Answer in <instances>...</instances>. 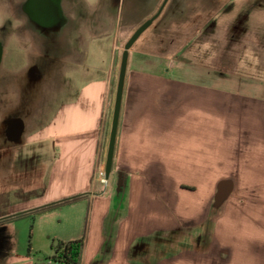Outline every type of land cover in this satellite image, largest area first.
<instances>
[{
    "label": "crops",
    "instance_id": "obj_1",
    "mask_svg": "<svg viewBox=\"0 0 264 264\" xmlns=\"http://www.w3.org/2000/svg\"><path fill=\"white\" fill-rule=\"evenodd\" d=\"M195 2L202 9L195 21L182 15L187 3L146 32L153 26L169 30L176 22L196 25L195 56L200 61L177 60L169 51L155 54L139 49L144 34L130 51L114 166L107 184L97 180V171L106 165L112 92L122 60L118 40L126 38L121 24L131 8H73L74 26L50 51L34 53L47 62L51 73H61L64 84L45 106L50 118L45 119L43 112L35 128H28L26 117L0 109V142L18 147V153L10 156L9 169L26 174L23 153L31 143L36 145L35 168L25 181L3 179L0 236L8 247L2 264L41 262L32 256L36 251L32 244L27 254L17 251L10 228L17 219L10 217L76 196L82 197L58 208L70 210L73 222L65 232L49 238L83 239L81 264H264V85L236 81L232 66L238 61L230 52L241 43L245 59L254 55L253 46L264 49V0H214L210 6L205 0ZM206 7L213 9V15L205 19ZM208 34L212 37L209 53V40H204ZM111 41L107 51L103 45ZM15 55H10L4 70L0 99L20 90L21 81H30V65L20 81L15 77L21 72L13 66ZM191 55L188 50L184 57ZM210 55L211 65L205 63ZM225 62L230 67L223 69ZM243 63L250 65V60ZM44 71L39 66L35 84L43 80ZM248 87L256 89L253 96L232 90ZM30 88L39 91L37 85ZM16 124L23 127L19 140L12 133ZM6 166L0 148V172L6 173ZM40 169H44L42 177ZM223 181L231 182L233 190L218 207L215 198ZM214 210L215 218L207 227ZM205 226L211 232L206 243L209 251L203 250L202 239L165 240L188 231L202 234Z\"/></svg>",
    "mask_w": 264,
    "mask_h": 264
},
{
    "label": "rangeland",
    "instance_id": "obj_2",
    "mask_svg": "<svg viewBox=\"0 0 264 264\" xmlns=\"http://www.w3.org/2000/svg\"><path fill=\"white\" fill-rule=\"evenodd\" d=\"M190 1L187 4V8L185 14V18H187L189 21H195L194 19L198 15V12H200L202 9L198 8L196 6L195 0H188ZM206 2L208 1V5H211V2L214 0H205ZM226 0H220V2H224ZM84 9V8H81ZM3 8L0 7V16H2V11ZM157 9H155L156 11ZM203 16L204 18L211 17L213 15V9L211 7H206L205 10L203 11ZM74 17L76 13L73 14ZM152 15H154L152 9H141L140 11L137 12V9L131 8L130 11L128 9L127 14L125 13L122 19V24H121V30H126V38L124 39L119 38L118 40V47L120 48L119 53L120 58H122V53L124 52V47L128 40L130 39V36L133 35L134 31L142 25L147 19L151 18ZM201 15V14H200ZM264 17V15H262ZM76 19V18H75ZM74 19V20H75ZM77 20V19H76ZM84 18H82V21ZM138 20L141 21L140 24H138ZM159 23V22H157ZM85 25V24H83ZM14 32V30H12ZM84 31V29L82 30ZM195 32H196V25L192 24H187L186 26H182L179 22H176L171 26L169 30H163L159 29L158 26H153L148 32H145L142 38L141 44H139L136 47H139V49H150L153 51L155 54H163V52H171L173 56L177 58V60H186L191 63H195V61H200L201 58L198 56H195L196 53V47H197V40L195 38ZM121 35V34H120ZM121 37V36H120ZM129 38V39H128ZM192 38V41L190 42L189 46L182 48L186 45L187 40H190ZM211 34L205 35L204 40H209V49L207 50L211 52ZM201 41V40H200ZM46 43V42H45ZM10 44L12 45L13 48L19 47L21 49L22 53H16V55L13 57L14 59H17L18 57L21 58V62L16 66L17 69H21L19 73L15 77H17L18 81H20L19 76L22 73L24 74V71L27 69V65H32L34 63L39 64L40 68L44 71V78L42 81H39L37 84L35 82L31 81H21V88L20 90L26 92L28 89V96L29 97H21V95L18 93V90H15V93H12L10 96L6 98H1L0 99V109L3 111H6L11 116H22L26 117L28 120H26L27 126L30 129V127L35 128L37 125L36 123V118L40 117L43 112L46 111V117L45 119H49L51 116V113L48 111V106L47 104L51 101L52 96L54 97V91L57 89L58 86H62L64 84V79L61 77V73L59 72L53 74L50 72V68H48V64L45 60H39L35 59L34 55L39 53H42L43 51L40 49L39 46L36 45L35 40H32L31 37L25 36L22 39L17 40L15 37H11L10 39ZM199 45V43H198ZM226 45V43H225ZM170 46V48H169ZM103 47L108 51H110V48L112 47V41L109 43V45L106 43L103 45ZM200 47V46H199ZM237 48L232 47L230 52L234 55V59H236L238 62L235 64V75L234 79L236 81L239 80H253V81H261V83L264 85V49L262 48L261 50L259 48H255L254 46L252 47L251 51L254 54L252 58H245L244 59V48L242 47L241 43L237 44ZM201 48V47H200ZM44 50V49H43ZM189 52L192 53L191 56L184 57L186 53ZM206 51V49H205ZM226 53L228 52L225 50ZM35 53V54H34ZM21 55V56H20ZM211 55L207 57V61L205 63L211 62ZM225 59H227V55L224 56ZM232 58V57H231ZM250 60V65H245L243 62L246 60L247 62ZM19 60V59H18ZM227 61V60H226ZM17 63V62H16ZM228 63L225 62L224 65L221 66V68L226 69L227 67H230V65H226ZM245 65V66H244ZM229 73H233L232 71L229 70ZM205 76L208 74V72L203 73ZM119 75V72H118ZM210 75V74H208ZM212 76H215L212 74ZM207 77V76H206ZM232 78V79H233ZM26 80V78L24 79ZM118 81V80H117ZM4 85V70L2 69L1 72V82H0V90L3 89ZM37 85V88L39 91L35 90L34 88H30V86H35ZM116 88H117V83L114 86L113 92H112V105L110 108V118H109V126L107 128V134H106V139H105V146H106V155H107V149H108V144H109V136H110V129H111V121H112V115H113V108H114V101H115V95H116ZM232 90L235 91H242V94L245 95H252L255 94L256 89L255 88H245V89H238V88H233ZM24 94V93H23ZM38 97V99H37ZM66 98V97H64ZM51 105V104H50ZM50 107V106H49ZM51 108V107H50ZM46 109V110H45ZM35 147L33 143H31L28 147V151H25L23 153V158L26 159L27 163H24L26 165L27 173L30 174V170L32 168H35L34 162L35 159L34 157L36 156L35 154ZM0 148L2 150V155H3V161L7 165L6 166V173L0 172V192L5 189L4 187V176L8 180H18V178L24 180L26 179V174L22 173L19 174V171H16L15 169H9V164H10V156L13 151L18 153V147L17 146H12L9 142L3 143L0 142ZM105 155V156H106ZM22 158V160H24ZM106 158V157H105ZM31 159V160H30ZM35 170V169H34ZM25 167H24V170ZM44 173V169H40V177H42ZM5 178V179H6ZM41 178L38 177L37 180H40ZM25 181V180H24ZM14 187V186H13ZM12 187V188H13ZM8 188V185H7ZM11 190V189H10ZM63 209V208H60ZM65 209V208H64ZM70 210H64L59 212L58 211H51L47 216H43L40 218L37 216L36 218L28 217V218H23V219H17L15 220L11 225L10 228L12 229L13 232V237L14 241L17 244V251H23L24 253L27 254L29 252L30 244L36 249V251L32 252V256L35 257L36 259H42L46 256H51L53 251H52V246L56 241H52L49 236L51 234H58L61 232H65V229L68 227L69 224H71L74 220V214L72 212H69ZM216 210H214L213 215H210L207 224H209L207 227H210V224L212 223V220L215 218ZM205 226V229L203 230L202 234L200 232L196 233L194 231L190 232H182L178 234H173L165 240L168 242L175 243L176 240H186L188 242L196 239H202L205 241V247L203 250L209 251V247L206 246V243L208 240L210 241L211 239V232L210 228L208 229ZM201 235V236H199ZM52 236V235H51ZM169 245V243H168ZM189 245V244H188ZM1 264V261H0Z\"/></svg>",
    "mask_w": 264,
    "mask_h": 264
},
{
    "label": "flooded vegetation",
    "instance_id": "obj_3",
    "mask_svg": "<svg viewBox=\"0 0 264 264\" xmlns=\"http://www.w3.org/2000/svg\"><path fill=\"white\" fill-rule=\"evenodd\" d=\"M189 2L188 0H0V7L3 8V14L0 16V82L2 69L5 70L9 66L10 55L22 53L19 47H12L10 44L11 37L19 40L29 35L42 51H50L53 43L74 26V13L71 10L73 8L89 7L90 5H110L125 9L134 7L157 8L152 17L162 9L156 20L158 21L169 18L176 8ZM34 57L37 61L41 59V57ZM21 58H13L15 68L19 66L17 64L19 61L21 62ZM39 76V65L36 63L30 65L28 69L29 80L35 82ZM18 91L21 97L27 95V92ZM17 128V124L14 125L12 133ZM0 238L3 239V250L0 252L2 255L8 247V242L3 236Z\"/></svg>",
    "mask_w": 264,
    "mask_h": 264
},
{
    "label": "water",
    "instance_id": "obj_4",
    "mask_svg": "<svg viewBox=\"0 0 264 264\" xmlns=\"http://www.w3.org/2000/svg\"><path fill=\"white\" fill-rule=\"evenodd\" d=\"M162 9L151 19L146 21L143 25H141L137 31L132 35V37L128 40L124 47V52L122 55L120 70H119V77L114 101V108H113V115L111 121V129H110V136H109V144L107 149V156H106V180L108 181L111 177L113 166H114V159L117 147V139H118V131H119V124H120V117L123 105V98H124V91H125V83H126V76L128 71V64H129V56L130 51L135 45V43L139 40V38L153 25V23L157 20L160 16ZM22 126L18 127L16 131L13 133L15 140H19L22 132ZM233 190V185L231 182L223 181L218 186V192L216 194V205L220 207L231 195ZM3 249V239L0 238V252Z\"/></svg>",
    "mask_w": 264,
    "mask_h": 264
},
{
    "label": "trees",
    "instance_id": "obj_5",
    "mask_svg": "<svg viewBox=\"0 0 264 264\" xmlns=\"http://www.w3.org/2000/svg\"><path fill=\"white\" fill-rule=\"evenodd\" d=\"M81 197L82 196H76L49 205H45L30 212L12 216L8 220L25 218L27 216L35 218L39 214L51 212L63 206L73 204L77 202ZM84 244L85 243L83 239L69 242L57 241L52 246V255L42 258L39 264H81ZM6 256V253L0 255L1 264L3 263Z\"/></svg>",
    "mask_w": 264,
    "mask_h": 264
},
{
    "label": "built area",
    "instance_id": "obj_6",
    "mask_svg": "<svg viewBox=\"0 0 264 264\" xmlns=\"http://www.w3.org/2000/svg\"><path fill=\"white\" fill-rule=\"evenodd\" d=\"M97 180L103 184H107L108 181L106 180V169L105 165L101 166L97 171ZM51 263V262H50Z\"/></svg>",
    "mask_w": 264,
    "mask_h": 264
}]
</instances>
